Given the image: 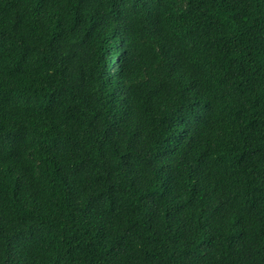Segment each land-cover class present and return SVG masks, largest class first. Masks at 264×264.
I'll list each match as a JSON object with an SVG mask.
<instances>
[{"label": "trees", "instance_id": "obj_1", "mask_svg": "<svg viewBox=\"0 0 264 264\" xmlns=\"http://www.w3.org/2000/svg\"><path fill=\"white\" fill-rule=\"evenodd\" d=\"M0 264H264V0H0Z\"/></svg>", "mask_w": 264, "mask_h": 264}]
</instances>
